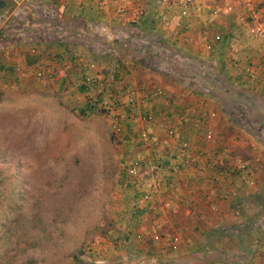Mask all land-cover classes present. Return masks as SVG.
<instances>
[{
	"label": "rangeland",
	"instance_id": "rangeland-1",
	"mask_svg": "<svg viewBox=\"0 0 264 264\" xmlns=\"http://www.w3.org/2000/svg\"><path fill=\"white\" fill-rule=\"evenodd\" d=\"M25 1L31 4L32 10L40 8L35 0H0V264H195L193 260L181 258L183 247L176 230L168 232L170 229L160 228V232L140 227L144 232L131 235L130 229L144 220L143 216L132 215L136 199L132 189L124 185L120 163L123 158L134 157L136 149L142 150L136 137L139 128L132 131L124 123L125 137L116 136L102 111V100H92L76 84L86 70L100 69L97 74L104 82L111 83L112 88L119 86L122 79L115 73L123 66L117 62L122 58L115 49L105 46L104 41L125 36L128 39L137 31L140 36L135 49L140 53H146L143 43L154 36L198 64L173 63L171 59L181 61L173 51L161 52V56L152 51L160 59L159 63L156 59L144 60L141 55L126 56L125 60L145 67L143 74L148 78L181 80L199 96L201 78L209 73L202 67L204 64L220 73L225 79L224 85L235 92L246 88L255 93L248 88L249 76L246 78L245 70L234 74L232 63L218 61L216 54L221 45L233 51L234 44L244 36H252V12L264 29V0H250L252 12L238 0H196L192 5L182 6L184 9L177 0H139L142 10L136 7L125 26L131 35L124 29L109 32L103 21L91 22L89 30L97 41L93 42L89 34L78 32L80 36L71 39L70 46L52 44L51 47L21 43L18 28L38 20L34 14L32 20H27L28 10L22 5ZM228 7L231 10L225 13ZM110 11L117 15L132 12L126 8L124 13L116 8ZM214 11L218 14L214 15ZM52 12L55 13L54 10L47 13ZM200 18L209 25L203 29L206 33L202 41L194 29L196 19ZM218 27L227 28L230 38H224L227 34H222ZM42 29L32 26L29 32L44 36ZM180 31L188 33L179 38L176 32ZM216 36L220 38L217 40ZM207 42L214 43L217 51H205ZM19 44L21 49L7 48ZM188 46L196 48V53L188 52ZM200 51L205 54L201 55ZM15 54L25 59L26 66L19 64L3 69L4 60ZM36 69H45L54 79H36L32 72ZM236 77H240L239 82L235 81ZM239 108L246 111L243 104ZM127 116L128 113L122 117L126 120ZM240 119L250 129L259 128L250 117ZM236 129L225 126L220 137L226 141L235 135L239 143L246 144L235 155L241 162L252 165L254 185L234 201V206L252 207L249 210L252 215L243 224L217 231L222 242L217 245L220 248L201 243L193 246V250L195 257L208 256L222 248L226 255L237 257L240 253L247 258L240 262L228 258L207 264H264V143L258 142L251 132ZM255 134L264 136V128ZM154 167H157L152 172L154 177L164 170L161 164L151 166ZM146 218L152 221L151 215ZM214 232L209 237L214 238ZM139 233L140 237L136 238ZM155 235L160 240L155 241ZM173 236L178 239L175 248L165 241ZM170 251H178V256L172 259Z\"/></svg>",
	"mask_w": 264,
	"mask_h": 264
},
{
	"label": "crops",
	"instance_id": "crops-1",
	"mask_svg": "<svg viewBox=\"0 0 264 264\" xmlns=\"http://www.w3.org/2000/svg\"><path fill=\"white\" fill-rule=\"evenodd\" d=\"M35 1L44 13H46V9H48L47 12L54 10L61 24L63 21H83L85 24L79 23L80 29L78 32H82L83 30L85 34H91L89 30L91 22L99 23V21H103L106 23V30L109 32L116 33L115 30L124 29L131 35L132 32L127 28L125 29V26L135 9L140 8V10H142L143 8L139 0ZM22 5L26 10H30L31 8V4L28 2ZM121 7L131 10L132 12L117 15L110 11L114 8L118 10ZM182 14L185 16L184 13ZM32 15L33 14H31V16ZM183 21L187 20L183 19ZM36 26L43 28L44 30L42 29V31L46 34L45 26L37 23L33 25V28ZM208 26L204 18L196 19V27H194V29L197 31L198 38L201 41L202 35L206 33L203 29ZM218 28H220L218 30H220L222 34H227L224 38H230V31L228 32L227 28ZM185 32L188 33V31ZM185 32H176V35L178 34L180 38ZM134 34L140 36V32L136 31ZM217 37L218 39L220 38V36H216L215 38ZM126 38L127 36L124 38L122 37L121 40L127 41ZM176 42L178 43V41ZM28 44L35 45L33 43ZM40 44L51 47L45 43ZM213 44L214 43L211 42L204 44L205 51H217L215 50L216 47L213 48ZM167 45H169V43ZM167 45L165 47L171 50L172 48L169 47L170 45ZM11 47L12 48L7 46L9 50L22 48L20 44ZM186 48L188 52L196 53V48H189V46ZM8 49L5 51L8 52ZM60 51L62 50L60 49ZM172 51L175 52V54L184 55L174 49ZM198 53L202 55L203 51ZM203 54H205V52ZM136 55L140 56V53ZM119 56L122 59H118L117 62L123 65L120 66L123 69L119 68L115 73L116 77L122 79V83L119 84L134 88L138 91V109L151 112L154 117L153 122L147 126L149 133L155 139L162 140L165 143V147H167L165 153L161 156V158H164L161 160V163L156 161L158 155L150 151L141 150L135 153V157L145 159L146 171L150 169L152 165L157 164H161L164 170H160L161 173L156 174L157 176L155 178L161 183L162 188L153 197L148 208L132 214L135 218L137 216H143L142 218L146 223L140 221L141 225H139V223L134 229L129 228L131 230V235L143 231L140 227L144 230V227H146V230L154 229L160 232H162L160 228L164 230L167 228L170 229L167 230L168 232L176 230L179 233L178 235L181 238L183 247V252L181 254L184 256H180H182L181 258L191 261L196 252L193 250V246L203 243L205 245L214 244L216 248H220L217 247V245L220 246L222 242L218 237L219 235L216 234L217 231L224 227H234L243 224V222L247 221L252 215L249 211H252V207L248 209L244 205L234 206V201L236 202L243 194L249 192L247 189L251 187L246 184L245 175L236 171V165L241 161L239 156L235 154L239 148L243 149L246 147V144L239 143L235 135L226 141H223L220 137V132L224 131L225 126H230L233 129L237 128L236 130L241 128L231 123L227 125V116L223 112V106L220 100L212 96L207 90L200 89L201 95L198 96L191 91L192 87L181 80L176 79V81H174L165 78L156 81L150 79L148 75L143 74L144 72L146 73L145 67H140L133 62L125 60L126 56L120 53ZM216 56L217 60H220V62L230 61L232 63L231 67L233 70L235 69L234 74H238L242 70L243 72L245 70V73H247L248 70H253L255 76L254 78L250 77L252 80L249 79L248 73L247 75L244 73L246 78L248 77L246 83H248V88L255 90V93L259 94L264 101V41L256 38V36H249V34H247L238 41L237 44H234L233 51L221 45ZM10 57L12 58L4 60L3 69L7 67L11 69L12 66L15 67V65L19 64L20 67L22 66L21 64L26 66L25 59L18 54ZM124 65H130L131 68H126ZM237 66L244 67L239 70L236 68ZM138 68L140 70L139 73L137 71ZM98 70L100 69H96L94 72L97 73ZM86 71L88 73H94L89 69ZM239 78L240 77H236L235 81L239 82ZM157 89L162 90V96H156L155 90ZM123 116H125L124 113ZM168 127H172L176 132L182 133L186 139L190 141L191 152L197 160L196 164L189 167L183 174H174L175 177H172L171 167L174 162L178 163L181 157L177 142L165 138V130ZM137 128L138 125L134 127L132 124H128L127 129L135 131ZM208 128L212 130L214 137L212 141L205 142L202 136ZM241 130L243 131V129ZM254 145L258 144L254 143ZM238 207L240 208L238 209ZM148 214L151 215V222H148L146 218ZM213 230L215 231L213 233L215 234L214 238L209 237ZM139 237L140 233L136 238ZM179 250H181V248H179ZM214 251L224 252L222 248ZM177 252L170 251L168 253L174 256L172 259H175V257L178 256Z\"/></svg>",
	"mask_w": 264,
	"mask_h": 264
},
{
	"label": "built area",
	"instance_id": "built-area-1",
	"mask_svg": "<svg viewBox=\"0 0 264 264\" xmlns=\"http://www.w3.org/2000/svg\"><path fill=\"white\" fill-rule=\"evenodd\" d=\"M246 10L252 12V3L250 0H238ZM196 0H177L179 6H189L195 3ZM231 10L228 7L225 11L227 13ZM119 13H124L125 8L121 7L118 9ZM214 15H217V11L213 12ZM251 18L253 21V28L251 29V34L259 38L261 41H264V29L262 25L257 22V18L252 12ZM218 40V37H217ZM31 53L34 54L35 50L32 48ZM91 68H94L91 65ZM33 76L38 80H53L54 75L50 72H46L45 69H36L33 70ZM249 77H253V70L247 71ZM111 83L107 84L104 82L97 73H84L81 75L80 80L77 82L76 87L81 89L83 93L91 98L92 100H102V111L105 116L110 120L113 132L118 137H125L124 132V123L132 124L138 122V128L136 131L137 144L141 147L140 150L150 151L158 155L156 161L161 163L162 154L165 153L167 147L162 140L155 139L149 133L147 126L153 122V114L145 110L138 109V91L131 87L126 86H114L111 87ZM156 96H162V90H155ZM108 100L106 101L105 99ZM123 113H128L126 120L122 117ZM165 138L177 142L180 154V161L174 162L171 167L172 177H175L177 174H183L187 171L189 167H192L196 164V158L191 152V143L186 139L182 133L176 132L172 127H168L165 130ZM203 141H212L213 132L211 129L205 130L203 134ZM136 151H138L136 149ZM145 159L141 157H131L123 158L120 163V176L124 181V185L132 189L133 197L136 199L135 204L133 205L132 214L137 213L138 211L148 208L149 203L153 197L160 191L162 188L161 183L155 179L152 172L157 170V167L145 170ZM236 171L240 174L245 175V182L248 186L254 185L252 165L246 162H241L236 165ZM175 174V175H174ZM150 176V177H149ZM155 241L160 240L159 235L153 237ZM165 241L168 244H171L175 248V244L178 242L177 237L173 236L166 238Z\"/></svg>",
	"mask_w": 264,
	"mask_h": 264
},
{
	"label": "trees",
	"instance_id": "trees-1",
	"mask_svg": "<svg viewBox=\"0 0 264 264\" xmlns=\"http://www.w3.org/2000/svg\"><path fill=\"white\" fill-rule=\"evenodd\" d=\"M37 11H33L32 9L28 10L26 16L27 20L31 19V14H34L38 20L35 21H29L30 25H27L26 27H19V34L21 36V43H33L35 45H38L40 43L48 42V45L57 44L59 46H70L71 45V39L75 40L77 39L79 35L78 30L80 29V24H85L82 22H77L75 20H71L70 22L63 21L62 24L59 22L57 13L52 12L50 15L49 13H44L42 9L37 8L35 9ZM41 24L45 26L46 34L44 36L34 35L33 33L29 32V29L34 24ZM68 26V27H66ZM75 30V31H74ZM38 31V30H37ZM43 32V31H42ZM54 33L55 35L51 34ZM75 32V33H74ZM84 33V31L82 30ZM74 33V34H73ZM89 36L92 37L93 42L97 41L98 38L94 36V34H89ZM15 37V36H14ZM95 37V38H93ZM138 37L134 34L130 38L125 40H113V41H104L105 46L109 47V49H115L118 53H120L123 56H128L129 54H139L140 51L136 50V39ZM146 40V39H145ZM150 41L144 44L146 53L141 54L142 59L144 60H152L155 61L156 57L151 53L152 51L156 50L157 54H161V52H171L172 49H168V47H165L166 45L164 42L158 37L151 36ZM12 41V40H10ZM18 43L20 42L19 39L17 40ZM87 41V40H86ZM12 44V42H10ZM7 44V43H4ZM47 44V43H46ZM144 49V48H143ZM160 52V53H159ZM152 54V55H151ZM178 56V54H175ZM161 56V55H160ZM179 59H171L173 63L176 64H182L183 62H188L191 65H198L194 59H191L187 55H179ZM178 57V58H179ZM157 62H160V59H156ZM181 62V63H180ZM201 66V65H200ZM202 67L207 70V72L204 75L203 78H201V89L207 90L212 96L218 98L223 106V112L227 116L228 121L238 127L243 129L245 132L250 133L253 136H256L258 142L264 143V136L257 135L255 132H259L264 128V101L261 98V96L257 93H254L248 89H239L235 92V90L232 89V87H227L224 84L225 80L220 77V73L217 71H214V68H212L210 65H204L202 64ZM180 77V76H177ZM240 104H243L246 111L240 110ZM247 118L250 117L251 121L254 123H257L259 126L258 129H250L247 124H245L240 118ZM261 240V239H260ZM239 257V258H238ZM246 257V255H245ZM244 255L240 256V253L237 257L235 255L230 256L226 255L223 252L220 251H212L208 256L206 257H195L193 256L191 260L195 262V264H207L209 262H221L222 260L231 258V259H238L237 261H245ZM188 260V259H186Z\"/></svg>",
	"mask_w": 264,
	"mask_h": 264
}]
</instances>
